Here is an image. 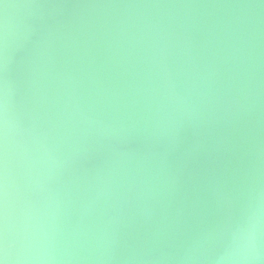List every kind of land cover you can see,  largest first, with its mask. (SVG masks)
Returning a JSON list of instances; mask_svg holds the SVG:
<instances>
[{"label": "bare ground", "instance_id": "obj_1", "mask_svg": "<svg viewBox=\"0 0 264 264\" xmlns=\"http://www.w3.org/2000/svg\"><path fill=\"white\" fill-rule=\"evenodd\" d=\"M264 264V0H0V261Z\"/></svg>", "mask_w": 264, "mask_h": 264}, {"label": "clouds", "instance_id": "obj_2", "mask_svg": "<svg viewBox=\"0 0 264 264\" xmlns=\"http://www.w3.org/2000/svg\"><path fill=\"white\" fill-rule=\"evenodd\" d=\"M247 240L244 233L234 238L233 244L218 258L216 264H246L249 259Z\"/></svg>", "mask_w": 264, "mask_h": 264}, {"label": "snow or ice", "instance_id": "obj_3", "mask_svg": "<svg viewBox=\"0 0 264 264\" xmlns=\"http://www.w3.org/2000/svg\"><path fill=\"white\" fill-rule=\"evenodd\" d=\"M0 264H3V262H2V261H0Z\"/></svg>", "mask_w": 264, "mask_h": 264}]
</instances>
